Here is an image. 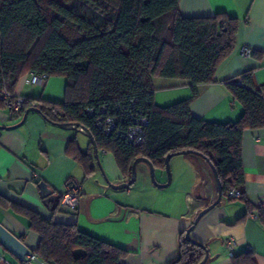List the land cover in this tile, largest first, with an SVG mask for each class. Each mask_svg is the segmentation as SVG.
I'll list each match as a JSON object with an SVG mask.
<instances>
[{
    "label": "trees",
    "instance_id": "obj_1",
    "mask_svg": "<svg viewBox=\"0 0 264 264\" xmlns=\"http://www.w3.org/2000/svg\"><path fill=\"white\" fill-rule=\"evenodd\" d=\"M178 4L179 0H0V92L15 96L19 79L29 71L65 77L63 101L38 99L39 112L53 123L89 129L97 149L113 155L124 177L129 178L138 157L164 168L167 154L190 149L213 165L222 197L243 200L250 208L242 190L241 141L246 129L264 128V86L255 83L252 71H245L224 81L243 107L238 120L216 123L194 117L190 104L199 86L214 81L217 67L233 51L238 22L224 12L183 17ZM157 77L188 80L191 96L156 105ZM29 103L25 98L22 110ZM102 106L106 115L118 120L111 136L95 125ZM90 109L93 115H88ZM128 115L147 119L140 145L117 136L131 123ZM69 149L85 174H92V156L81 152L75 140ZM232 189L241 195L228 196ZM14 209L38 234L32 252L44 264H123L128 254L75 224L55 222L24 207ZM260 218L264 220V213ZM204 255L205 248L186 239L184 230L178 256L170 264H198ZM231 262L255 264L250 253L232 255Z\"/></svg>",
    "mask_w": 264,
    "mask_h": 264
},
{
    "label": "crops",
    "instance_id": "obj_2",
    "mask_svg": "<svg viewBox=\"0 0 264 264\" xmlns=\"http://www.w3.org/2000/svg\"><path fill=\"white\" fill-rule=\"evenodd\" d=\"M183 17H207L224 12L238 22L233 51L217 67L214 81L199 86L190 104L191 114L206 122H234L243 107L234 99L224 81L252 71L255 83L264 86V0H179ZM245 46L252 53H240ZM24 74L15 95L30 99L27 107H38V99L62 102L66 78L50 76L43 86L31 84ZM154 103L160 107L191 96L186 79L154 78ZM24 110L12 116L0 98V223L33 250L39 236L29 228L28 218L14 207L30 209L58 223L75 224L78 229L128 252L123 264H170L178 256L179 235L196 214L217 196L207 163L195 154L171 157L172 179L158 187L159 199L138 200L131 185L113 189L104 181L90 139L80 130L47 120L39 111ZM83 136V137H81ZM75 140L81 152L92 156L94 170L86 175L71 155ZM97 160L113 184L126 181L110 152L97 151ZM246 201L221 197L191 231V237L206 245L205 264H232L231 256L250 253L255 264H264V128L246 129L241 141ZM146 164V163H145ZM145 184L146 171L138 167ZM158 183L166 182L164 168L154 167ZM52 193L40 194L39 183ZM73 184L78 204L73 212L60 206V197ZM55 208V210H53ZM123 216L117 218L121 210ZM242 217V218H241ZM241 218L239 222L237 219ZM228 242H232L229 249ZM0 264H23L0 244Z\"/></svg>",
    "mask_w": 264,
    "mask_h": 264
},
{
    "label": "water",
    "instance_id": "obj_3",
    "mask_svg": "<svg viewBox=\"0 0 264 264\" xmlns=\"http://www.w3.org/2000/svg\"><path fill=\"white\" fill-rule=\"evenodd\" d=\"M29 111H39V109L37 107H27L25 110H24V113L22 115V118H21V122L25 119L27 113ZM59 125L63 126V127H73L75 129H78L80 130L81 132H83L89 139H90V142H91V145L93 147V150H94V153H95V158H96V161H97V165L100 167L102 173H103V177H104V181L107 183V185L113 189H122V188H126L128 186H130L134 181H135V178H136V164L139 162V161H144L145 163L148 164L149 166V169H150V174H151V179L153 181V183L157 186V187H167L171 181V171H170V159L172 156L174 155H177V154H195L201 158H203L205 160V162L207 163V165L209 166L211 172H212V175H213V178H214V181H215V185H216V192H217V196H216V199L210 203L209 205H207L206 207H204L203 209H201L197 214L196 216L194 217L192 223L190 224L189 227H187L185 229V237L186 239L190 240L191 242L199 245V246H202L205 248V255L203 257V259L198 263V264H205V262L207 261L208 259V251H207V247L206 245L194 240L190 233L191 231L193 230V228L195 227V225L197 224V222L199 221V219L209 210L211 209L212 207H214L221 199L222 197V191H221V184H220V181L218 179V176H217V173L215 171V168L213 167V165L209 162L208 159H206L203 155L201 154H198V153H195L193 152L192 150L190 149H187V150H182V151H179V152H175V153H169L167 154L165 157H164V170L166 171V175H167V179H166V182L163 183V184H158L156 181H155V178H154V165L152 164V162L150 160H148L147 158H144V157H138L136 159L133 160L132 164H131V171H130V176L129 178L122 182V183H118V184H113L109 181V179L106 177V175L104 174L102 168H101V165L99 163V161L97 160V147H96V144H95V140L93 138V135L92 133L90 132L89 129H87L86 127L84 126H80L78 125L77 123H70V122H62V123H58ZM39 188H40V194L42 197H45L47 196L48 194L52 193L51 191H49L45 185V183L43 182H40L39 183ZM123 209L121 210L120 214L118 215V219L121 218L123 216ZM0 244L5 248L7 249L11 254H13L17 259H19L20 261L22 262H25L27 261V256H31L33 255V252L31 249H29L24 243L23 241L15 236L13 233H11L7 228H5L1 223H0Z\"/></svg>",
    "mask_w": 264,
    "mask_h": 264
},
{
    "label": "built area",
    "instance_id": "obj_4",
    "mask_svg": "<svg viewBox=\"0 0 264 264\" xmlns=\"http://www.w3.org/2000/svg\"><path fill=\"white\" fill-rule=\"evenodd\" d=\"M240 53L244 56H248L252 53L251 49L243 46ZM47 77L45 74H39L31 71L28 77V81L31 84H36L43 86ZM0 98L3 100L4 104L9 108L10 114L12 116H18L22 111L23 105L25 103V97L20 95L12 96L5 90L0 92ZM88 115H93L95 111L93 109L87 110ZM99 115L95 121V125L99 131H101L106 136H111L113 131L117 127V118L114 115H106V107L102 106L98 109ZM132 120L126 124V129L124 133H117V136H121L128 143L132 145H140L144 141V126L147 124L146 117L140 115L134 117L133 115H128V120ZM241 195L240 191L237 189H232L229 191L228 196L239 197ZM78 204V189L73 184H67L66 190L60 197V206L63 210L73 212L75 211ZM228 247L231 249L232 242H228ZM23 264H44L39 261L35 254L27 256V261Z\"/></svg>",
    "mask_w": 264,
    "mask_h": 264
},
{
    "label": "rangeland",
    "instance_id": "obj_5",
    "mask_svg": "<svg viewBox=\"0 0 264 264\" xmlns=\"http://www.w3.org/2000/svg\"><path fill=\"white\" fill-rule=\"evenodd\" d=\"M140 166L144 167L146 171V178H145L146 182L145 184L144 182H142V180L139 177L138 169H136V178H135V181L131 184V187H133L132 188L133 193L137 195L136 197L138 198V200H143L145 198L152 199V200L159 199L160 195L158 196L157 191H160V190H158V187L153 183L151 179V174H150V169H149L148 164L147 163L145 164L144 161H139L138 167ZM170 171H171V179H172L171 165H170ZM164 172H165V176L167 179L166 171L164 170ZM154 178H155V181L158 183L156 179V175H155V169H154Z\"/></svg>",
    "mask_w": 264,
    "mask_h": 264
}]
</instances>
